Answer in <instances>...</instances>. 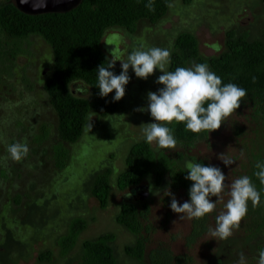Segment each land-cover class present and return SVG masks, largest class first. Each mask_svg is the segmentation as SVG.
Returning a JSON list of instances; mask_svg holds the SVG:
<instances>
[{
  "label": "rangeland",
  "instance_id": "rangeland-1",
  "mask_svg": "<svg viewBox=\"0 0 264 264\" xmlns=\"http://www.w3.org/2000/svg\"><path fill=\"white\" fill-rule=\"evenodd\" d=\"M263 32L264 0H170L165 15L155 23L141 20L132 32L108 29L100 49L110 61L114 50L116 56L125 53L121 58L126 60L141 45L169 48L172 55L176 38L189 33L197 40L201 57L210 59L225 52L229 35L252 42L260 40ZM16 43L0 35V48L21 49L9 60L0 56V264H77L83 243L105 234L114 237L111 246L117 264H152L155 257L165 264H237L240 252L247 264H257L258 252L264 249V224L252 230L248 213L228 239L214 240L209 235L229 198L227 188L224 201L203 222L195 218L180 221L172 212L171 197L164 195L166 188L170 186L180 204L190 199L173 184L169 172L159 185L153 175L141 181L140 188L148 192L145 198L135 196L136 187L117 188L130 147L144 140L140 126L155 122L150 112L137 109L147 108L148 92L163 87L155 82L162 75L159 69L145 80L137 78L130 67L125 96L116 108L105 117L89 111L80 137L66 142L58 134V117L44 90L53 60L51 47L35 35ZM114 67L119 75L121 63L117 61ZM74 94L93 99L90 88L80 93L76 86ZM17 141H26L30 149L19 162L6 152L7 145ZM151 148L158 156L164 155L171 168L186 173L189 161L219 167L228 185L248 176L252 156L264 151V123L244 98L220 129L206 132L191 144L177 143L175 149H157L155 142ZM226 153L236 161L230 166L217 158ZM101 175H107L109 184L103 208L91 193ZM210 199L215 203L217 198ZM126 203L134 204L140 213L138 236L116 222ZM77 220L84 227L66 248ZM138 238L145 247L142 260L124 252Z\"/></svg>",
  "mask_w": 264,
  "mask_h": 264
},
{
  "label": "trees",
  "instance_id": "trees-1",
  "mask_svg": "<svg viewBox=\"0 0 264 264\" xmlns=\"http://www.w3.org/2000/svg\"><path fill=\"white\" fill-rule=\"evenodd\" d=\"M149 2L150 0H79L74 8L65 12L27 15L19 11L12 0H3L0 7V35L4 34L17 43L35 35L51 47L53 69L45 81L44 90L57 114V131L62 140L77 141L92 109L105 117L116 108L118 102H114V95L101 97L97 87V69L101 65L107 67L110 62L100 49V41L110 28L119 27L132 32L141 20L157 22L165 15L170 0H151L154 11L146 7ZM20 52L19 47L0 48V56L8 60ZM193 62L207 63L210 70L221 78L222 86L234 83L244 88L247 91L245 99L253 104L255 114L264 123V32L260 40L252 42L244 37L229 35L225 52L210 59L201 57L198 42L192 34L182 33L175 40L169 70L190 67ZM110 70L118 75L115 67ZM74 83L90 88L93 99L75 96L71 92V85ZM167 126L178 143L191 144L206 133L194 134L186 130L185 123L175 121ZM261 162H264V151H257L252 156L248 173L261 193L259 206L254 208L251 201L248 202L247 213L254 231H258L264 224V185L254 175L259 171L256 164ZM167 172L170 173L173 184L184 190L190 199L192 182L185 179L187 173L181 168H171L166 157L158 156L144 139L130 147L125 170L118 175L116 185L120 191H124L139 186L150 175L154 176L155 184L159 185ZM91 193L102 208L106 206L109 193L107 175H101L95 180ZM139 216L137 207L126 203L122 205L116 222L138 236ZM198 221L203 222L204 217ZM83 227V222L75 221L72 234L66 240V248L72 245ZM113 240V235L105 234L93 241L84 242L82 256L77 264H117L111 246ZM144 251V242L140 238L133 246L124 249L126 256L136 260L144 258ZM163 261L155 257L152 264H165Z\"/></svg>",
  "mask_w": 264,
  "mask_h": 264
},
{
  "label": "clouds",
  "instance_id": "clouds-1",
  "mask_svg": "<svg viewBox=\"0 0 264 264\" xmlns=\"http://www.w3.org/2000/svg\"><path fill=\"white\" fill-rule=\"evenodd\" d=\"M31 2L33 11L47 7L48 0H20L21 4ZM62 0H53L59 4ZM146 7L154 11L153 3L149 2ZM112 60L105 67L101 65L97 69L98 89L101 97H107L113 91L114 102L120 101L125 96V87L130 81L129 68L135 76L147 79L156 69L162 73L155 81L163 85L158 92H148L147 108H139L137 111L150 112L155 122L141 125L143 138L148 144L155 142L157 149H175L177 140L172 130L167 126L174 121L185 123L186 130L194 134L207 132L208 134L220 129L222 122L231 116L241 106L247 96V91L234 83L222 86V80L212 72L207 63L193 62L190 67H177L174 71L169 70L171 52L169 48L148 47L141 45L134 48L127 58L122 59L125 53L115 55L111 53ZM121 63L122 71L116 75L110 69L115 63ZM205 105H207L205 107ZM91 131V123L87 126ZM30 149L26 141H17L7 145L6 152L13 161H22ZM243 156V152H241ZM225 166L235 163V159L226 154L217 157ZM186 180L192 182L189 189V201L180 204L172 194L170 186L164 190V195L171 197L170 208L179 216V220L199 219L206 214L212 213L218 203L224 201L225 188L228 189L227 202L224 210L215 217V228L209 229V235L220 240H226L233 235V230L238 229L240 222L247 215L248 202L251 201L255 208L261 203V193L252 182L251 177L241 176L231 184L226 185V177L219 167L205 166L199 162H186ZM259 171L254 175L264 185V162L257 163ZM216 197V202L211 201ZM175 223V222H174ZM237 264H247V258L243 252L238 254ZM257 264H264V249L258 252Z\"/></svg>",
  "mask_w": 264,
  "mask_h": 264
},
{
  "label": "water",
  "instance_id": "water-1",
  "mask_svg": "<svg viewBox=\"0 0 264 264\" xmlns=\"http://www.w3.org/2000/svg\"><path fill=\"white\" fill-rule=\"evenodd\" d=\"M14 6L24 14L27 15H39L46 13H56V12H65L69 10V6L76 3V0H62L61 3H53V0H48L47 7L37 11H33L31 2L28 4H21L20 0H12ZM135 196L140 198H145L148 194L147 190H142L140 186H137L135 189Z\"/></svg>",
  "mask_w": 264,
  "mask_h": 264
},
{
  "label": "flooded vegetation",
  "instance_id": "flooded-vegetation-1",
  "mask_svg": "<svg viewBox=\"0 0 264 264\" xmlns=\"http://www.w3.org/2000/svg\"><path fill=\"white\" fill-rule=\"evenodd\" d=\"M78 3H79V0H76V3H74V4H72L71 6L68 7L69 10L72 9V8H74ZM106 44H107V41H106ZM106 44H105V46H106ZM49 67H51V70H50L47 78L51 75V72H52V69H53V60H52L51 66H49ZM76 84H78V85H74L73 88L71 87V92L73 94H74V88H76V86H77V90H79L80 93H85L88 90V88L86 86H84L83 84H81V83H76Z\"/></svg>",
  "mask_w": 264,
  "mask_h": 264
}]
</instances>
